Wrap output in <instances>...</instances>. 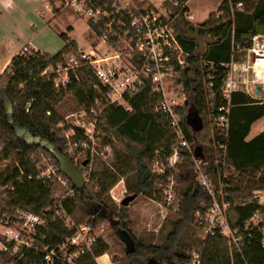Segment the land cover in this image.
Segmentation results:
<instances>
[{
    "label": "trees",
    "instance_id": "1",
    "mask_svg": "<svg viewBox=\"0 0 264 264\" xmlns=\"http://www.w3.org/2000/svg\"><path fill=\"white\" fill-rule=\"evenodd\" d=\"M0 1L5 5L9 2ZM229 1L232 4L244 1V7L241 11L234 10L231 16L228 1L224 0L215 13L209 14L206 21L197 25L184 18L179 6L167 2L178 38L190 51V65L177 80L183 83L188 99V104L183 108L185 136L194 148V153L203 159L204 170L216 186L223 172L219 163L223 158L214 144V139L220 135L209 118L213 111H210L205 99L204 84L207 89L214 91L221 85L224 77L222 64L230 60L232 37L235 43L242 44L250 32L264 31V0ZM208 34L216 36L217 40L207 42L203 59L208 64L201 65L195 54L196 39ZM60 37L67 38L65 33H61ZM75 47L76 44L70 40L53 57L35 50L26 53L27 47H24L11 58L0 75V211L11 215L15 209H19L43 220L42 224L35 225L33 246H22L14 254L10 251L12 246H9L8 250L0 251V264H97L96 258L109 249L103 239L97 237L90 251L73 257V261L68 263L62 257L60 247L65 246L67 255L75 252V247L66 243L74 230L68 229L61 216L52 209L56 195H62L66 190L58 182L43 184L36 178V163L41 153L46 154L56 166L51 150L67 158L66 140L55 129L62 119L56 111V105L65 92L70 93L76 105L83 108L88 107L96 96L92 87L95 80L85 67L78 69L79 81L72 80L65 90L54 89L53 75H40L46 66L56 63L62 51ZM144 97L142 93L129 101L132 107L130 113L119 106L103 108L98 128L118 140L124 151L114 148L109 135L105 134L102 144L113 148L111 169L96 165L98 181L95 190L88 184L76 189L67 179V184L75 191L71 197L60 200V209L78 224L88 217L93 218L90 220L92 226L97 221H108L125 246L126 264H149L151 260L157 264H188L191 252L186 250L189 243L184 240H188V236L183 235V232L189 224L201 230V226L195 222L194 212L206 195L195 180L191 155L187 151H182L181 161L175 171L179 201L167 209L168 213L173 214L171 229L159 242L144 243L143 239L136 238L127 223L114 220L103 203L108 190L128 172L137 173L136 186L132 194L126 195L134 196L132 201L151 181L164 182L162 177L152 173L150 166L155 151H168L175 143V137L164 115L153 110L154 99L147 102ZM5 102L11 105V113H8ZM220 103L214 97V104ZM190 108L193 116L202 122L199 131H193L186 121ZM262 117L264 103H253L242 93L232 95L224 156L227 176L220 178L227 186L226 200L231 204L227 212L228 223L231 228L238 229L241 240L235 246L218 233L200 239L203 246L201 264H264V249L261 246L264 205L259 203L254 194L264 191V130L246 139L252 124ZM73 128L75 136L72 139L81 137V130ZM160 191L161 188L157 187L159 195ZM159 203H163L162 197ZM124 208L120 204L119 211ZM254 216L259 219L257 224L245 228V223ZM125 242L129 244L128 247Z\"/></svg>",
    "mask_w": 264,
    "mask_h": 264
},
{
    "label": "built area",
    "instance_id": "2",
    "mask_svg": "<svg viewBox=\"0 0 264 264\" xmlns=\"http://www.w3.org/2000/svg\"><path fill=\"white\" fill-rule=\"evenodd\" d=\"M45 1L55 9H66L74 16L85 20L91 35L87 48L76 46L69 51H62L56 63L46 66L40 74L45 77L53 75L54 85L63 90L72 80L79 81L78 69L81 67L87 68L95 80L92 87L96 91V96L88 107L83 108L80 120L78 119L75 125L81 130L82 136L72 139L75 131L71 127L66 146L70 150L77 148L95 152L98 122L104 107L119 106L130 113L132 107L129 101L134 97L144 93L145 101L149 102L153 98V110L164 115L175 137V143L168 151L164 149L155 151L151 163L152 173L162 177L164 181L159 184L163 201L161 206L167 210L179 201L175 171L181 161L182 151L185 150L191 155L195 180L206 195V199L199 202V207L194 212L195 222L201 226V239L218 233L229 243L237 246L241 236L238 229L231 228L228 223L227 212L231 204L226 200L227 186L220 177L227 176L224 156L232 95L242 93L253 103H264V31L250 32L242 44L235 43L232 37L230 60L222 64L224 77L221 85L214 91L207 89L203 83L205 99L211 108L210 111H213L209 118L220 135L218 139H214V144L216 149L221 151L223 158L219 162L223 172L216 186L209 173L204 170L203 159L194 153V148L188 142L183 128V108L188 104V99L183 83L177 80L190 65L188 60L190 51L178 38L167 2L179 6L184 18L190 21L188 15L190 0ZM227 1L231 16L234 10L241 11L244 7V1L235 4ZM200 39L203 40V50L199 51L196 47L195 54L201 65H207L203 59L206 44L208 41L217 40V37L208 34ZM214 97L221 103L215 105ZM85 165L82 163L77 167L82 169ZM36 168L38 171L36 178L43 184L58 182L66 186L67 178L59 170L58 165L39 160ZM122 198L118 200L121 201ZM60 210L64 225L74 230L73 235L66 239L67 244L75 247L72 255L77 256L90 251V246L97 239L93 227L89 224H74L65 211L62 208ZM254 218L259 221L256 216L250 220ZM31 219L35 225L42 224L36 216H32ZM7 232L9 231L6 230L3 235ZM261 235V246L264 249V229H261ZM25 246L28 248L29 244ZM202 247L201 245L192 250L188 264H201ZM47 259L49 260L50 256Z\"/></svg>",
    "mask_w": 264,
    "mask_h": 264
},
{
    "label": "rangeland",
    "instance_id": "3",
    "mask_svg": "<svg viewBox=\"0 0 264 264\" xmlns=\"http://www.w3.org/2000/svg\"><path fill=\"white\" fill-rule=\"evenodd\" d=\"M223 0H190L188 4V15H190V22L192 24H201L207 20L208 15L215 13ZM24 10L21 8L17 13L19 15H25L26 24L24 42H30L41 53H47L53 57L60 52L65 44L72 40L77 47L87 48L88 41H91V35L87 29L86 21L74 16L70 11L66 9H55L48 1L41 2L34 6L31 4L23 5ZM19 11V12H18ZM21 27L23 23H21ZM70 28V29H69ZM61 33L66 34V39L60 37ZM197 48L199 51L203 50V40L197 38ZM33 50L27 47L26 53ZM19 53V52H18ZM10 62V61H9ZM0 75L5 70L6 66H3L4 61L1 63ZM55 90H60L54 85ZM8 113H11V105L5 102ZM28 108H26V111ZM56 111L62 117L55 125V129L59 130V134L63 135L64 139L70 138L71 127H75L78 119L83 112V107L77 106L74 98L70 93L65 92L64 97L57 103ZM47 115H49L47 113ZM264 129V117L254 122L250 128V132L246 139H250L256 133H259ZM108 134L104 129L98 128V135L95 139V152H87L77 148L69 149L65 144V153L67 158L72 164L80 166L83 162L86 165L83 169V177L85 185L92 186L93 190L97 187L98 176L96 173V167L105 166L111 169V162L113 160V148L119 151H124L122 144L108 134L112 146L103 145L102 137ZM72 151V152H71ZM40 161H45L47 164L55 165L51 159L44 153L39 155ZM97 165V166H96ZM151 169V166H150ZM136 172H128L126 176L119 177L118 181L108 190L103 203L108 208L114 220L125 221L127 227L135 235L136 238L143 239L144 243L159 242L161 238L171 229V219L173 214L168 213L163 209L161 203V196L156 192L157 187H160V183L157 181H151L148 187L145 188L136 199L130 202L125 208L119 211L120 200L126 195H130L136 186ZM62 185V184H61ZM66 192L62 195L57 194L54 200L53 208L56 215H61L59 208L60 200L64 197H71L74 191H70L72 188L68 184L62 185ZM1 190V189H0ZM261 202H264V192L260 195ZM260 204H263L261 203ZM121 212V213H120ZM121 214V216H119ZM35 215L15 209V211L9 215L0 211V251L8 250L11 247V253H16L20 247H26L25 244H29V247L33 246V237L35 233V222L30 218ZM37 217V216H36ZM71 221L76 225L89 224L91 225V217H88L78 224L70 216ZM39 220H43L38 217ZM257 223V219L248 220L245 223V228L249 225L254 226ZM92 226V225H91ZM94 233L97 237H101L103 241L108 242L109 252L114 262L118 264H126L124 244L119 240L115 234V230L110 227L108 221H97L93 226ZM7 234L3 233L5 231ZM183 235L188 236V240H184L189 243L186 248L188 252L197 249L201 246L200 239L202 236L201 230H196L193 225L189 224L183 232ZM65 246L60 247V252L63 253L62 257L65 258L68 263H71L74 255H67Z\"/></svg>",
    "mask_w": 264,
    "mask_h": 264
},
{
    "label": "crops",
    "instance_id": "4",
    "mask_svg": "<svg viewBox=\"0 0 264 264\" xmlns=\"http://www.w3.org/2000/svg\"><path fill=\"white\" fill-rule=\"evenodd\" d=\"M41 2H46V1L45 0H9L8 4L6 5L0 1V69L2 68L1 63L3 61H4L3 66H6L11 60V58L24 47H30L35 51H40L34 48V46L31 45L29 41L24 42L23 38L26 29L25 26H28L29 23L26 24L25 15L23 16L19 15L16 11L17 9L19 10L20 8L24 10L23 5L25 4L27 5L31 4V6H34ZM21 23H23L22 27H21L22 25ZM263 130L264 129H262L261 131ZM262 192L264 191L254 192L255 196L258 198L259 203L261 202L260 195ZM261 203H263L264 205V202ZM157 204H159V202H157ZM106 244L108 245L107 241ZM96 263L118 264L112 260L109 249L105 253H103L102 255L96 258Z\"/></svg>",
    "mask_w": 264,
    "mask_h": 264
},
{
    "label": "water",
    "instance_id": "5",
    "mask_svg": "<svg viewBox=\"0 0 264 264\" xmlns=\"http://www.w3.org/2000/svg\"><path fill=\"white\" fill-rule=\"evenodd\" d=\"M185 103H187V101H185ZM192 113L193 112L190 108L186 115V121L193 131H199L201 129L202 122L200 118L196 116L194 117ZM51 153L53 154V157L57 162L59 170L65 175V177L76 189H81L85 185L82 169L72 164L70 160H68L62 153L56 152L54 150H51ZM85 164L86 162H83V165ZM133 198L134 196H125L120 201V204L123 206H127L133 200ZM125 243L128 247L129 244L127 242ZM149 264L157 263L154 262V260H151Z\"/></svg>",
    "mask_w": 264,
    "mask_h": 264
}]
</instances>
